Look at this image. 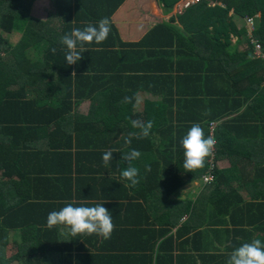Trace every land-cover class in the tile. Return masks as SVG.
I'll list each match as a JSON object with an SVG mask.
<instances>
[{"label":"trees","instance_id":"obj_1","mask_svg":"<svg viewBox=\"0 0 264 264\" xmlns=\"http://www.w3.org/2000/svg\"><path fill=\"white\" fill-rule=\"evenodd\" d=\"M33 1L0 0V31L22 32L20 40L14 45L0 36V264H85L84 259L88 257L83 256V248L76 245V240L72 237L64 240L60 235L61 226L51 229L46 226L48 214L56 208L54 201H59L60 197L55 188L60 189L56 181L61 179L52 176L62 173L56 162L71 159L73 155L70 149L76 148L77 156L100 154L102 157L107 149L110 150V140L114 141L111 136L116 137L113 128L115 123L126 127L121 130L117 142H114L120 145L119 157L131 149H137L142 154L138 160L132 161V166L139 169L140 185L145 181L158 190L170 193L190 181H198L200 196L194 202L185 199L178 205L175 203L170 209L176 211L178 218L188 213L189 220H194L199 214L200 205L209 204L213 209L217 208L215 211L218 214L215 215L221 221L208 220L207 225H204L206 215L202 210L195 232L200 240L207 235L218 238V241L226 235L229 238L224 229L218 228H222L230 216L233 225L229 229L230 233L235 236L248 235L250 239L258 238L263 242L264 236L254 238L255 229L248 226L257 225L264 233V166L257 161L260 152L264 159V58L254 55L255 42L261 44L264 54V0H201L182 14L171 17L168 22L155 25L143 37L153 48L167 50L162 51V57L159 52L151 53L157 59L143 64L149 73L143 75L142 83L150 87L152 81L158 78L166 81L167 78L170 84L175 82L179 85L177 102L183 100L185 103V111L175 123L167 101H145L142 120L154 121L147 138L129 135L139 131L133 129L130 123L134 104H123L121 101L125 96L136 97L135 93L111 87V82L101 85L97 81L91 83L88 73L72 80L70 71L64 73L57 66L64 64V60H61L64 53H61V57L60 50L54 47L56 39L53 35H46L42 28H32V22L38 23L30 16ZM77 1L85 5L101 2V6L100 9L81 11L86 15L79 20L80 6L75 4L72 9V0H62L58 13L64 26L68 24V34L72 29L69 26L72 14L77 22L85 23L77 27L83 29L87 24H96L104 17L110 18L123 0H115L112 4L109 0ZM155 1L166 10L179 0ZM212 2L215 4L211 5ZM232 12L235 15H231ZM235 16L245 21L243 27L237 25ZM250 18L254 19L252 30L246 24ZM176 20L179 26L173 25ZM161 38H168L169 42L158 43ZM34 45L39 60L32 65L26 51ZM116 45L120 47L121 53L129 44L122 43L114 34L99 45L85 44L86 53L83 57L91 65L95 60L105 59L102 72H110L109 59L120 62ZM243 46L246 49L242 50ZM53 48L56 49L55 53L52 52ZM173 49L175 55L185 58V62L193 63L183 67L179 61L175 69L188 75L177 79L167 72L173 69L172 66L167 68L165 61L158 59L172 56ZM75 70L76 74H80L78 68ZM112 71L115 72V69ZM48 72L51 78L43 82ZM163 72L168 74L165 78H162ZM137 74L132 72L129 83L122 84L128 85L134 79H142ZM122 77L118 79L121 81ZM86 89L88 93L85 98L90 103H96L90 105L87 116L71 115V98L82 99ZM153 89L156 90V87ZM209 110L210 114H206ZM63 122L67 126L62 127ZM193 123L201 124L205 136H215L217 144L212 163L214 165L216 161L226 159L231 165L228 169L208 167V158L204 168L185 172L181 140ZM38 131L45 132L52 150L58 148L64 151L40 154L29 150L21 152L14 148L29 146L37 138ZM126 139H131L130 145L125 144ZM248 149L252 153L246 161L252 167L246 172L243 157ZM237 163L245 164L242 175L236 173ZM126 166V162L119 165L120 175ZM146 167L151 170L146 171ZM78 173L80 176L81 173ZM31 175L39 178H31L36 182L35 185L29 179ZM203 175H211L215 179L204 181L201 178ZM14 177H18L19 181H14ZM237 177L243 182L234 186L232 182ZM122 182L129 184L123 178ZM123 183L115 184L125 191ZM32 186L44 189L32 194ZM240 203H244L240 213L237 210L228 211L235 206L237 208ZM58 208H61V204ZM235 236L231 237L232 240ZM232 243L225 248L228 253L240 245L236 241ZM10 244L16 252L7 258L5 250ZM229 255L226 257L229 258Z\"/></svg>","mask_w":264,"mask_h":264},{"label":"crops","instance_id":"obj_2","mask_svg":"<svg viewBox=\"0 0 264 264\" xmlns=\"http://www.w3.org/2000/svg\"><path fill=\"white\" fill-rule=\"evenodd\" d=\"M61 2L62 0H34L30 9L31 18L38 21L37 24L32 22V28H42L46 35H53L56 39L54 47L60 50V54L62 52L64 53V57L61 54V57H63L61 60H64V64L57 66H59L64 73L70 71L72 80H74L75 77L79 78L80 75H86V73H88L91 83L97 81L101 85L105 82H111V87H118L121 90L135 93V95L140 98L141 102L139 105L134 104L133 106V111L130 115L133 119L142 120L141 114L144 109L145 101H167L169 107L168 110L172 113L174 122L177 123V119L180 118L185 111L184 101L180 100L177 102V98L179 97L177 94V86L179 85L175 82L170 84V81L165 78L168 75L165 72H163L162 78H165L166 81H162L161 78H158L157 81H152L150 87H147V85L142 82L143 75L149 73L147 72L148 70L145 69L147 66L143 64L151 61V59L153 61L157 59L152 57L154 54L151 53L159 52L162 57V51L167 50L162 47L153 48L144 40L145 35H147L155 25L168 22L171 17L182 14L183 12L178 13L176 11V6L180 0L172 8L166 10L162 9L155 0H123L121 2L116 10L110 15L109 19L111 21V26L115 29L111 28L109 36L116 34L117 38H119L122 43H127L129 45H127L121 53L120 47H117L116 45L115 50L120 53V62H115L114 58L113 60L109 59L111 62L110 72H102L105 69V59L101 61L95 60L92 65L87 63L84 58L76 65H71V67L66 64V49L60 43V40L63 35L68 34V24L64 26L65 24L62 17L58 13V7L62 5ZM114 2L115 0H109V3L111 4ZM75 4L76 6H80L79 20H82L86 15L81 13V11H87L88 9L95 10L96 8L100 9L101 6V2L85 5L86 3L84 2L72 0V9L75 8ZM214 4L215 3L213 2L211 3V5ZM66 6L70 7L68 4ZM72 17L71 23L68 21L70 23L69 26L72 28L71 31L80 25H85V23L80 24L81 21L77 22L74 14H72ZM173 25L179 26L177 20ZM4 33L8 32L1 30V38L4 37ZM14 33H17V35L19 34V36L14 38L12 43L6 39L11 45L17 44L22 34V32L18 30ZM168 40V38H161L158 39L157 42L165 43ZM234 40L235 39H233V41ZM31 47L32 48L26 52L31 64L34 65L38 62L39 55L37 54L35 45ZM174 50L175 49L172 50L173 53L175 52ZM85 53L86 52L82 53V56H84ZM33 56H36L35 60L33 59ZM107 56L112 57V55ZM158 59L162 62L165 61L167 68L172 66L173 69L167 70V72L170 73V76L174 79H177L179 76L188 75L183 72H178V70L175 69L179 61H181V66L183 67L193 65V63L185 62V58H180L178 55H175V53L172 56H166L164 59ZM51 63L47 67L48 71ZM52 64L54 65V63ZM117 67L118 69H116ZM163 67H165V65ZM75 68L79 69L80 74H76ZM112 69H115V72H113ZM96 70L97 72H95ZM134 71L138 72L137 77H142V79H134V81L128 85L122 84V82L129 83L130 78L133 77L130 74ZM73 72H75V76H72ZM49 75H51L50 72L46 73V76L42 79L43 82L49 81L51 78ZM121 75H123V77L120 81L118 77ZM154 87H156V90L153 89ZM150 91H152V93ZM86 93H88L87 89L83 98H85ZM83 98L82 100L79 99L80 108L77 107L76 110L75 104L73 105L70 112L71 115L78 114L87 116L88 113H90V105H93L96 102L91 101L92 103H90V100ZM73 99L74 98H71V101ZM83 103L86 104L85 106H87V110H85V107L83 108V106H81ZM63 126H67V123L63 122L62 127ZM113 128L116 132L114 134L116 137H113L112 135L111 139L114 141L112 142L110 140L108 145L111 150H114V153L113 159L107 167L104 165L102 157L99 156L100 154L93 155L92 157H83V155L77 156L76 153L78 150L73 148L72 150L70 149V153L73 155L71 159L63 160L64 162H56L57 168L61 169L62 173L60 175L52 176V178L61 179V181H56L57 185L60 186V189L58 190V188H55V191H58L57 194H60V197L59 201H54L56 208L53 210H59V204H61L62 208L68 202H71L74 206H94L92 201H108L103 206L112 213L113 224L115 226L109 240H103L95 234L91 236H71L68 229L63 226L60 227V235L63 236L64 240L72 237L77 241L76 245H81L83 248V256L88 257L87 259H84L85 264H227L228 257H226V255L230 253L226 251V247L233 244V241L242 245L245 242L253 240L250 239L251 237L248 235L235 236L233 233L229 232V229L233 228V225L230 222V216L226 224L222 228H218L220 230L224 229L225 234H228L229 238H227L226 235L223 240L218 241V238H212L211 235H207L200 240L195 232L196 226L203 212L206 215L204 225H207L208 220L212 222L217 221V223L221 221L220 217H216L215 215V213H217L215 211L217 208L213 209L209 204L200 205V210L197 206L199 214L194 219L195 221L189 220L188 213L178 218L176 211L170 208L174 207L175 203L178 205L180 201H184L185 199H190L194 202L197 197L200 196L201 191L199 190L198 193V189L195 187L184 192L183 188L187 185L190 186L196 184L198 181H190L174 188L170 193L158 190L155 187L148 185L145 181H143V185L139 184V186L136 185L133 188H131L128 183H123L119 165L124 162L119 157L120 145H115L114 142H117V139L122 133L121 130L126 127L124 124L115 123ZM40 135L42 136L40 137ZM99 145H101L100 142ZM50 147L44 131H38L37 138L32 141L29 146H14V148L21 152L29 150V152H37L40 154L53 151H64L58 150V148L54 149L53 146L52 148L54 150H52ZM100 151H102V149ZM247 153L245 157L242 156L246 164V172L252 167L250 163L246 161L248 155L250 156L252 152L248 149ZM261 155V152L258 153V156L260 157L257 158V161L262 163L260 164L261 166H264V159L261 158ZM159 160L164 161L165 159ZM67 161L70 163L69 166ZM220 161L226 162V165L224 166L225 169H228L231 166L226 159ZM245 164L237 163V174H241V172L245 170V168H243ZM261 166H259V168ZM68 169L70 170L69 172ZM78 172L81 173L80 176ZM204 176L206 175L201 176V178L203 179ZM31 178L39 180L35 175H31V177L29 176L32 185H35L36 182ZM13 180L16 182L19 181L18 177H14ZM111 180H114L115 183H123L126 190L124 191L121 189L122 187H119ZM234 181H239L238 177L234 179ZM234 181L232 182L233 185L235 184ZM240 182H243V180L241 179ZM139 187L141 188L139 189ZM43 189L44 187L35 188L32 186L31 193L35 194L41 192ZM181 190H183L182 199L180 195L182 192ZM243 204L244 203H240L237 208L235 206L228 211L231 213L234 210H237L238 213H240V209L242 210V208H244ZM198 210L196 212H198ZM223 220L225 221L226 218L224 217ZM244 227L246 226H242V228ZM248 228L255 229L254 238L264 236V233L257 228V225H255V227L249 225ZM68 235H70V237ZM232 236H235V239L232 240Z\"/></svg>","mask_w":264,"mask_h":264},{"label":"clouds","instance_id":"obj_3","mask_svg":"<svg viewBox=\"0 0 264 264\" xmlns=\"http://www.w3.org/2000/svg\"><path fill=\"white\" fill-rule=\"evenodd\" d=\"M111 32V21L108 17L100 19L96 24H87L83 29L74 28L71 33L61 37L60 43L65 47V60L67 65H76L84 57L82 53L86 52L84 45L95 43L97 45L107 40ZM53 48L52 52L55 53ZM72 76H75L73 72ZM138 96H125L121 103L140 104ZM210 114V110L209 113ZM133 129L138 132L130 133L137 138H147L154 126L153 120L143 121L132 119L130 121ZM126 145L131 144V139L125 140ZM217 140L214 135L205 136L204 129L200 123H193L187 133L181 140L183 148L185 172H193L205 167V162L214 154ZM114 150H107L102 156L104 165L107 167L113 159ZM141 152L137 149H131L125 152L121 159L127 166L122 170L121 177L129 182L130 187L139 184V169L132 166V161L138 160ZM146 167V171H150ZM205 181H212L215 178L209 175L204 177ZM108 201H92L94 206H74L68 202L59 210L51 211L47 216L46 226L51 229L63 226L68 229L71 236L77 235H97L103 240H109L114 231L112 213L103 205ZM227 264H264V242L261 239H253L245 242L235 248L229 255Z\"/></svg>","mask_w":264,"mask_h":264},{"label":"rangeland","instance_id":"obj_4","mask_svg":"<svg viewBox=\"0 0 264 264\" xmlns=\"http://www.w3.org/2000/svg\"><path fill=\"white\" fill-rule=\"evenodd\" d=\"M1 9V8H0ZM231 15H235V14H233V12L231 13ZM235 21H236V23H237V25L239 26V27H243L244 25H245V21H243V20H241V19H239L238 18V16L236 17L235 16ZM250 29H251V27H250ZM1 32V31H0ZM17 36H19V34L17 35V33H11V34H8V33H4V39L6 40H8L10 43H12L13 41H14V38H16ZM2 38V39H3ZM235 40H236V38H234ZM234 40V41H235ZM241 49L242 50H244V49H246V47L245 46H243V47H241ZM33 59L35 60L36 59V56H33ZM85 99V98H84ZM82 100V99H81ZM73 101V105L75 104V106H76V110H77V107L78 108H80L79 107V100H75V99H73L72 100ZM86 104H87V102H86ZM86 104H82L81 106H83V108L85 107V110H87V106H85ZM226 165V162L225 161H220V162H215V167H217L218 169H221L222 167H224ZM223 169H225V167L223 168ZM234 185H239L241 182H240V180L239 181H234ZM197 188L198 189V193H199V189L201 188L200 187V185H199V183L198 182H196V184H192V185H190V186H185L183 189H184V192L185 191H188V190H191L192 188ZM191 188V189H190ZM182 192L180 193V195H181V199H182V197H183V195H182V193H183V190H181ZM201 207V206H200ZM16 252V250H15V247L12 245V244H10L7 248H6V250H5V256L7 257V258H10L12 255H14V253ZM16 264V263H15Z\"/></svg>","mask_w":264,"mask_h":264},{"label":"built area","instance_id":"obj_5","mask_svg":"<svg viewBox=\"0 0 264 264\" xmlns=\"http://www.w3.org/2000/svg\"><path fill=\"white\" fill-rule=\"evenodd\" d=\"M200 1L201 0H180V2L176 6V11L178 13H181L184 10L188 9L190 6L199 3ZM246 24H247L248 28L250 29V27H251L250 30H252L254 28V19H252V18L247 19V23ZM255 43H256V45H255L254 55L256 57H258V58L259 57L264 58V54L262 53L261 44H259V42H255ZM211 130H213V129H211ZM213 159H214V154H213L212 157H210L208 159V163H209L208 167H210V168H212L214 166L213 163H212ZM209 176H211V175H209ZM204 177H203V179H204ZM204 181H205V179H204Z\"/></svg>","mask_w":264,"mask_h":264}]
</instances>
